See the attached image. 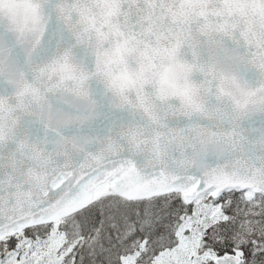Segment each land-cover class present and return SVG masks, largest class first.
Segmentation results:
<instances>
[{
	"label": "snow or ice",
	"instance_id": "6c2138e0",
	"mask_svg": "<svg viewBox=\"0 0 264 264\" xmlns=\"http://www.w3.org/2000/svg\"><path fill=\"white\" fill-rule=\"evenodd\" d=\"M0 264H264V0H0Z\"/></svg>",
	"mask_w": 264,
	"mask_h": 264
}]
</instances>
